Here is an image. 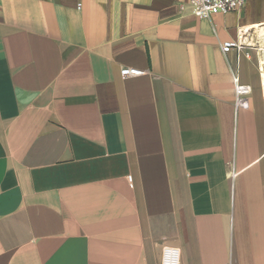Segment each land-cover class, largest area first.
<instances>
[{"label": "crops", "instance_id": "obj_1", "mask_svg": "<svg viewBox=\"0 0 264 264\" xmlns=\"http://www.w3.org/2000/svg\"><path fill=\"white\" fill-rule=\"evenodd\" d=\"M165 248L264 264V0L208 20L188 0H0V264Z\"/></svg>", "mask_w": 264, "mask_h": 264}, {"label": "built area", "instance_id": "obj_2", "mask_svg": "<svg viewBox=\"0 0 264 264\" xmlns=\"http://www.w3.org/2000/svg\"><path fill=\"white\" fill-rule=\"evenodd\" d=\"M250 0H188V6L191 14L200 20H208L215 14H227L240 10ZM248 48L247 43L241 39L221 46L223 56L231 50L243 51ZM247 55V54H246ZM230 66V65H229ZM148 74L146 71L138 70L136 68H123L120 70L121 78L140 77ZM231 78L234 92V113L235 115L240 110H247L249 108V97L251 95V88L248 85L242 84L237 71L231 68ZM235 173L229 174L230 178L235 177ZM127 182L130 188H133L132 177L127 176ZM176 252L171 249L163 250V264H176Z\"/></svg>", "mask_w": 264, "mask_h": 264}]
</instances>
